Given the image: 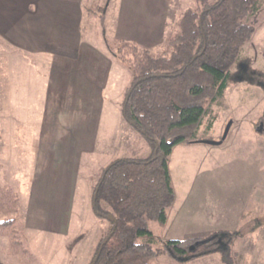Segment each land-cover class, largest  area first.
<instances>
[{
    "label": "rangeland",
    "instance_id": "obj_1",
    "mask_svg": "<svg viewBox=\"0 0 264 264\" xmlns=\"http://www.w3.org/2000/svg\"><path fill=\"white\" fill-rule=\"evenodd\" d=\"M196 5L197 0H84L79 54L59 51L67 60L53 61L47 78L44 104L52 107L18 119L25 128L22 120L30 118L40 132L5 138L15 149L10 160H0V189L19 200L15 235L21 243L13 244L9 230L0 231L5 264H90L110 228L92 211L102 169L119 158L150 154L146 140L121 116L133 61L142 49L166 51L180 14ZM249 22L253 37L230 68L223 96L209 106L199 140L175 146L169 156L177 200L167 211L166 228L150 225L157 248L171 234L188 239L230 233L234 264H264V135L255 129L264 120L263 7ZM7 48L0 41V50ZM120 49L124 61L117 58ZM208 259L189 264H211ZM158 261L187 264L162 255Z\"/></svg>",
    "mask_w": 264,
    "mask_h": 264
},
{
    "label": "trees",
    "instance_id": "obj_2",
    "mask_svg": "<svg viewBox=\"0 0 264 264\" xmlns=\"http://www.w3.org/2000/svg\"><path fill=\"white\" fill-rule=\"evenodd\" d=\"M259 7L264 10V0H197L195 8L180 14L166 51L153 54L142 49L134 59L121 116L146 140L150 154L119 158L102 169L92 191L93 201L97 190L92 211L101 219L108 221L106 215H112L114 220L108 221L110 228L98 241L90 264L95 257V264H159L160 255L190 262L216 253L225 264H234L233 234L170 239L157 248L158 237L150 225L166 224L176 198L169 156L175 146L199 140L209 106L223 96L230 68L253 37L249 21ZM131 51L137 55L138 48ZM122 53L120 49L117 55L121 61ZM211 126L210 118L206 128ZM18 205L17 195L0 189V231L9 230L16 246L21 244L15 229ZM10 213L15 217L8 218Z\"/></svg>",
    "mask_w": 264,
    "mask_h": 264
},
{
    "label": "crops",
    "instance_id": "obj_3",
    "mask_svg": "<svg viewBox=\"0 0 264 264\" xmlns=\"http://www.w3.org/2000/svg\"><path fill=\"white\" fill-rule=\"evenodd\" d=\"M83 16L84 0H0V41L8 46L0 50V160L14 156L15 146L5 144V138L15 134L36 137L40 132L30 118L22 120L27 124L25 128L19 126L18 119L24 112L30 116L36 109L52 107L44 104L52 63L67 60L59 55L62 50L78 56L83 43ZM43 85L45 89L38 93ZM171 235L166 239H182ZM216 254L195 261L213 258L208 259L211 264H225ZM0 264H5L1 256Z\"/></svg>",
    "mask_w": 264,
    "mask_h": 264
},
{
    "label": "water",
    "instance_id": "obj_4",
    "mask_svg": "<svg viewBox=\"0 0 264 264\" xmlns=\"http://www.w3.org/2000/svg\"><path fill=\"white\" fill-rule=\"evenodd\" d=\"M128 96H129V93H128ZM96 194H97V190H96L95 195H94V197H93L92 206L94 205V202H95V199H96ZM106 219H107L108 221H110V222H112V221L114 220V218H113L112 215H106ZM106 241H107V239L104 240L103 244L106 243ZM103 244L100 246V248H99V252L101 251ZM96 261H97V257L94 258V260L92 261L91 264H95Z\"/></svg>",
    "mask_w": 264,
    "mask_h": 264
},
{
    "label": "flooded vegetation",
    "instance_id": "obj_5",
    "mask_svg": "<svg viewBox=\"0 0 264 264\" xmlns=\"http://www.w3.org/2000/svg\"><path fill=\"white\" fill-rule=\"evenodd\" d=\"M255 129L259 135H264V120L258 121V124L256 125Z\"/></svg>",
    "mask_w": 264,
    "mask_h": 264
}]
</instances>
